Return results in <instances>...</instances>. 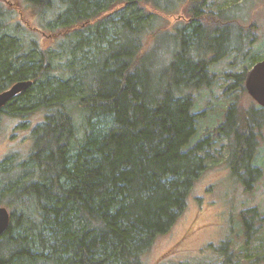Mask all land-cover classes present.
<instances>
[{
  "label": "trees",
  "instance_id": "16d2710c",
  "mask_svg": "<svg viewBox=\"0 0 264 264\" xmlns=\"http://www.w3.org/2000/svg\"><path fill=\"white\" fill-rule=\"evenodd\" d=\"M24 3L41 19L37 31L63 34L46 49L34 36L25 42L0 1V92L32 81L0 119L17 116L25 127L29 115H43L30 151L0 161V206L9 211L0 264H143L210 158L209 136L190 143L203 117L195 95L212 86L214 62L233 52L245 57L250 29L213 0ZM181 5L189 19L161 31L158 12ZM215 8L210 23L206 12ZM249 68L227 74L226 92L247 91ZM233 99L215 132L228 141L233 176L248 188L262 175L253 128L264 110ZM239 216L246 233L259 229L256 208Z\"/></svg>",
  "mask_w": 264,
  "mask_h": 264
},
{
  "label": "rangeland",
  "instance_id": "374dc122",
  "mask_svg": "<svg viewBox=\"0 0 264 264\" xmlns=\"http://www.w3.org/2000/svg\"><path fill=\"white\" fill-rule=\"evenodd\" d=\"M0 1L5 3L3 11L12 16V21L20 22L22 33L28 36L25 42L34 36L42 48L56 45L55 36L62 30L42 28L37 31L35 28L40 27L41 19L31 12L24 0ZM213 4L217 8H225L229 15L233 14L236 17V21L231 19L234 25L242 30L250 29L251 39L243 43L245 57L233 52L214 62L211 66L215 73L212 86L200 89L195 95L193 109L203 117L198 118L197 131L190 143L209 136L210 158L193 184L175 223L166 233L155 237L143 255V264H264V120L257 129L253 128L259 140L256 162L262 169V175L248 188L233 176L227 161L228 141L215 132L234 97L246 108L256 106L247 91L226 92L232 82V77L227 74L249 68L251 56L256 59L264 56V0H213ZM217 8L206 12L210 23L209 15H213L212 11H217ZM185 9L181 5L175 12H158L159 29L170 31L176 24L187 21L189 14ZM150 43L151 39L147 37L144 48H148ZM42 119L41 112L31 114L25 121L26 126L19 127L18 122L23 119L17 121V116L2 114L0 161L8 155L25 156L33 141L31 129ZM252 207L257 209L262 220L258 223L259 229L246 233L239 215L242 210Z\"/></svg>",
  "mask_w": 264,
  "mask_h": 264
},
{
  "label": "water",
  "instance_id": "95a60500",
  "mask_svg": "<svg viewBox=\"0 0 264 264\" xmlns=\"http://www.w3.org/2000/svg\"><path fill=\"white\" fill-rule=\"evenodd\" d=\"M245 88L248 94L264 107V58L255 62L246 72ZM31 80L16 81L9 88L0 92V108H2L13 96L27 89ZM9 222V211L0 206V234L5 230Z\"/></svg>",
  "mask_w": 264,
  "mask_h": 264
},
{
  "label": "flooded vegetation",
  "instance_id": "af4514ba",
  "mask_svg": "<svg viewBox=\"0 0 264 264\" xmlns=\"http://www.w3.org/2000/svg\"><path fill=\"white\" fill-rule=\"evenodd\" d=\"M245 77H246V75H245ZM251 97V96H250ZM253 101H254V103L256 104V106H253L254 108H262L263 110H264V107L262 106V105H260L258 102H256L254 99H252ZM3 108H4V106L2 107V108H0V112L3 110ZM2 113V112H1ZM263 116H264V114H263ZM245 210V209H244ZM243 211V210H242ZM241 211V212H242ZM262 219V218H261Z\"/></svg>",
  "mask_w": 264,
  "mask_h": 264
}]
</instances>
